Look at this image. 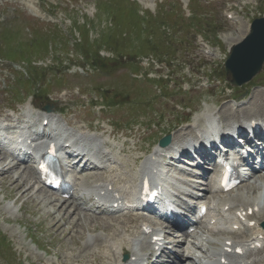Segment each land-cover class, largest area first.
Instances as JSON below:
<instances>
[{
	"label": "rangeland",
	"instance_id": "1",
	"mask_svg": "<svg viewBox=\"0 0 264 264\" xmlns=\"http://www.w3.org/2000/svg\"><path fill=\"white\" fill-rule=\"evenodd\" d=\"M54 1L55 0H33V3L36 6L46 8L45 3L50 4L54 3ZM60 1L61 6L67 3V0ZM137 1L140 3V6L137 8L139 11L153 16L155 15L156 18L153 22L155 23L154 25L158 35L167 36L168 34H172L175 38V42L182 43V46L172 45L171 50L173 54L168 59V61L171 62L170 69H162V65H158L156 62L151 64L150 62H142L140 60L141 55H149L151 53L149 50H146V43H141L142 37L139 36L143 35H137L129 30L131 24L128 17H132L129 8L131 6L128 7V5L121 1L115 3L110 2L111 4L108 2H101L102 4H100L96 1L95 6L94 0H76L72 2L75 10L73 15L70 14V16H73L74 21L78 22L79 25L83 24L87 26V29H83L87 31L90 41H95L99 36L106 38L108 35H111L113 40L116 39L117 45L115 48L108 45L109 49L106 50L109 52L104 54H106L107 57H114L117 61L121 62V64L125 62H130V64L126 63L119 69L115 67L114 70L111 71L112 74L106 77L88 72L89 77L79 79L77 75H74L75 70L73 69L64 73L65 75L61 80H56L52 79L48 73H45L40 85L42 87V82L48 84L49 80L51 85L47 89L50 94L48 97H45V95L41 97L43 100L41 106H44V102H47L46 104L53 106L56 110L68 107L66 109L68 110L67 113L70 114L66 115L68 118L71 119V113H74L78 118H82V115L87 111L84 110L85 107L83 106V96L81 93L85 94L87 99H98L95 88H92L95 86H99L103 91L108 90V95L112 92L119 93L114 100L118 99L128 103L122 108L123 112L126 109L131 110V108L128 107V105L131 104V99H133L132 101L134 102L143 101L145 104L146 100L154 98L156 103L147 106L150 108L144 112H139L140 114H138V112L134 114L128 113L127 115L125 114L127 112L121 113L125 116L124 118L120 116L121 114L118 115L117 112H114L116 108L112 110L114 114L108 109L102 110L104 111L103 116L113 115L115 119L119 118L117 121L120 122H132L133 118L136 117L138 122L148 123L150 121H155L159 123L158 129L151 127L150 131L146 132L144 140L148 142H152V140L155 141V138L159 137L160 131L166 133V131L169 130L172 134H175L177 123L186 117L184 110L180 112L173 110V103H178L182 106H190L192 108L191 110L199 114L204 113L205 110L208 111V108H211L210 110L215 109L218 112L220 109L222 111L225 110L228 103L218 102V98L214 95L210 96V99H208L209 101H207L209 104L206 106L205 102H202L203 100L200 99L202 93L200 91H195V87L192 88V86H195L201 81V75L204 73L207 75L211 68L214 69L217 67L216 64L218 63H213V59H224V55H226L230 43L235 44L247 35L249 23L253 18L264 16V0H237L230 5H226L225 0H179L189 4L191 11L193 8L198 10L197 12L193 11V14L195 17L197 15V21L200 20L198 25L200 26V30H204L205 32V34H203L204 38L212 44L210 50L212 55L214 54V58L213 56L208 57L203 55L202 49L197 47L193 38L194 30L190 29L192 27H189V21H182V23L178 24L180 26H176L173 30L171 29L173 24L169 23L171 21L176 23L173 17L177 22H180L179 20L181 19L179 18L180 13L176 9L178 7L177 5H175L176 7L174 8L176 10H174L169 0ZM13 9L20 10L21 7L14 4L12 1L5 3L3 1L0 5V10H6L9 15H12ZM114 10H117L116 13ZM113 12L115 17L119 16L121 22H124L126 30L115 26L112 22H106L105 19L110 17ZM223 12H230L234 16V19L232 21H227L224 19ZM176 14H178L179 17H177ZM20 17L21 18L16 21H10L7 24H9L11 32L17 33L21 41L26 38L24 27H34L35 21L26 14H21ZM157 18L162 19L163 23H165L167 27H170L171 31L169 32V29L165 27L164 33H161L162 31L159 27L160 21H158ZM88 21L90 22L89 24H87ZM62 27L64 28V26ZM45 30L42 31L44 32ZM55 30L57 29H47V31L52 33ZM60 31L67 35V39L71 38L70 41H73V39L77 37V35L71 36L69 30H66V28ZM60 31L58 32L60 33ZM200 33L203 32L201 31ZM62 37L66 38L64 35H62ZM216 40H218V44H216ZM162 43L166 44V41L163 40ZM116 48L117 51L111 54L110 50ZM149 49L151 50L152 47H149ZM115 53H121L126 57H117ZM124 58L127 60L124 61ZM48 63L49 61H47V64ZM45 65V63H37V66H41L42 68H44ZM126 67H134L135 71L139 70L137 67H140L144 72L147 74L149 73V76L142 80L140 78H135L133 80L128 79L125 75ZM202 70L204 72H202ZM158 78H161V80L165 82L163 91L168 94L169 99L167 101L160 100L156 96L153 87H151V84L154 82L153 79L157 81ZM262 82H264V65L262 71L250 82L251 86L248 88L250 95L247 97L249 102L245 105V108L248 107L254 95L259 99L260 105L264 106V94H262L264 93V87H261L259 84ZM172 83H174V85ZM182 83H184L182 88H191L190 91L188 90L184 99H182L181 93L177 91V89H181L179 86ZM138 85L140 86V90L138 89ZM74 88H77L79 93H76ZM225 88L226 90L224 89L223 91L225 94H228L230 90L227 86H225ZM138 90L140 99L135 100L138 97V94H136ZM243 91L244 90L240 92ZM213 92H211V94ZM7 102H9V100L5 99L0 93L1 108L5 106ZM34 103L37 106L36 101H34ZM97 103L100 105L99 102ZM212 103H217V107L213 106ZM135 107H137V105H135L134 108ZM85 117L88 118V116ZM198 118H200V115L195 118L193 117V121H196ZM19 172L21 173L22 169H20ZM7 174L2 175L0 180L3 183L0 187V264H91L89 262V251L87 248L84 249V244L87 237L90 236L88 234L89 232H93L90 234L96 237H101L99 235L103 234L102 231L107 230L103 229L106 227V225L103 224L105 222L98 219L95 221L85 219L86 221L84 220V222H78L80 218L76 216V212L74 213L71 205V207H65L66 212L61 211L59 208L61 212L52 214L53 209L46 207L44 203H42L43 201H37L38 197L48 196L45 191L34 190L35 197L33 195V198H31L32 193L28 190V186L18 191L14 187L15 183H17L15 180L17 174L13 172L9 175ZM17 178L18 177H16V179ZM186 179H192L193 181L197 180L193 178L192 174H186ZM201 182H203V180ZM22 183L23 181L19 182V188H22ZM250 185L249 187L246 186L245 189L242 188L240 194L246 196V193L252 192V188H261L264 192V181L251 182ZM34 186L36 185H33V187ZM49 201H51V199L46 198L45 204ZM55 205L58 207V204ZM10 206L14 209L12 212L6 210L7 208H11ZM86 217L88 218V216ZM136 222L137 221H133L131 223L132 228H134ZM71 223L73 225L72 227H74L73 229H70ZM81 224H83V227ZM113 228L110 229L115 232ZM110 229L107 231H111ZM96 237L91 238L94 239ZM91 250L93 252L96 251L95 247H92Z\"/></svg>",
	"mask_w": 264,
	"mask_h": 264
},
{
	"label": "bare ground",
	"instance_id": "2",
	"mask_svg": "<svg viewBox=\"0 0 264 264\" xmlns=\"http://www.w3.org/2000/svg\"><path fill=\"white\" fill-rule=\"evenodd\" d=\"M240 41V40H239ZM238 41V42H239ZM237 43V42H236ZM231 45L232 44H234V43H230ZM254 110L257 112V110H256V108H254ZM255 112V113H256ZM237 113V112H236ZM257 114H259V113H257ZM238 118H239V115L237 116ZM229 118H234V116H225V119H223L224 121H227ZM236 124V123H235ZM3 160V161H2ZM7 159H6V157H1V154H0V162H3L4 164H5V166L4 167H2L1 168V172L0 173H3V175H5V174H7V173H10V171L11 172H13L12 170H14V168H16V167H11L10 165H6V163H5V161H6ZM159 160V158H158V156H157V154H154L152 157H151V161L152 162H154V161H158ZM84 170L85 171H87V170H89V167H86V168H84ZM112 175L114 174V171H111L110 172ZM23 174H25V172H23ZM130 174V173H129ZM144 177H148V178H150L151 179V181L152 182H154V177H152L151 176V173H145L144 175H143ZM24 177H27V176H22V175H18V178L17 179H15L16 180V182L18 183H15V188L17 189V191L20 189V190H22L24 187H27L28 186V184L26 183V180L24 179ZM2 178V177H1ZM1 178H0V180H1ZM134 178V177H133ZM14 179V178H13ZM24 179V180H23ZM34 179V178H33ZM127 180V177L126 176H123V175H121V174H119V177H118V179H117V181L118 182H120V183H122V182H125ZM21 181H23V183H22V188H19V182H21ZM127 182H130V180H128ZM33 185H37V182H35V180H34V183H33ZM33 185H32V187H33ZM107 187H108V183H106L103 187H102V189H101V191H104L105 192V195H104V197H110V195L107 193ZM125 188L126 189H129L130 187H126L125 186ZM26 193H28V192H26ZM129 196L128 195H122V199H127ZM115 198V200H116V197H114ZM63 205V204H62ZM62 205H60V207L59 208H61L62 207ZM46 206H51V207H55L56 205H54V202H51V201H49V202H47V204H46ZM240 206H243V207H246V210H248V208H249V206H248V203L247 202H241V205ZM57 207V206H56ZM59 208L54 212V214L56 213V212H61V211H59ZM4 210H5V208H4ZM7 211H9V212H12L13 211V209H11V208H7L6 209ZM5 210V211H6ZM64 210V209H63ZM57 214V213H56ZM216 215H218V212H216ZM128 218H125L124 219V223H122L121 225L122 226H120L119 228H118V231H123V232H125V233H127L128 234V236L129 237H131L132 236V234H133V230H129V225H130V216H127ZM263 218H264V216H263ZM80 219H89L90 220V217H86V216H84L83 218H80ZM93 219H95V218H93ZM49 220V219H48ZM85 220V221H86ZM146 220H149L150 221V217L148 216V215H144L143 217H142V220L141 221H146ZM91 221V220H90ZM68 222V221H67ZM82 222H84V221H82ZM105 223H103L104 225H106V227L105 228H103V229H110V228H112V226L111 225H108L107 224V222L106 221H104ZM108 225V226H107ZM73 225H72V223L70 224V229H73L74 227H72ZM82 227H83V224H82ZM228 227V228H227ZM169 226H165L164 227V229H166V232H165V234H167L168 232H169ZM225 228H227V230H228V232H231L232 231V227H231V224L230 223H226V226H225ZM106 230V231H107ZM111 230V229H110ZM106 231H102V232H106ZM115 232L117 231V230H114ZM108 232H111L113 235H114V233L115 232H113L112 230L111 231H107L106 232V234L108 233ZM89 233H93V232H89ZM259 234H261V232L258 230V228H257V226H255L254 228H253V236H257V235H259ZM152 236L153 235H150L149 237H146L147 239H148V241H147V243L148 244H150V241L152 240ZM155 236H159L158 234H156ZM99 239H101V237H96V238H94V239H92L91 237H89L88 238V240H87V244H86V247H89L90 245H91V242H94V241H97V240H99ZM168 239V238H167ZM250 239L251 238H248L245 242H240V243H235V242H233V247L234 246H238L239 248H240V250L241 251H243V253H244V255H239V256H235V255H233V254H231V255H226L225 253H224V250L226 249H230L231 247H228V246H226L225 245V242L226 241H231V240H229V239H224V240H215V245H211V246H209V248H208V251H209V254L210 255H212L214 258H216V261H218V259H222V258H225V257H229V260H228V263L229 264H232V263H235V264H248V261L250 260V259H252V253H253V250H250V246L252 245V243H255L256 242V240H253V241H250ZM116 246H117V248H119L118 247V244L117 243H114ZM237 244V245H236ZM151 245V244H150ZM120 246L121 247H123L122 246V244H120ZM112 247H114V245H112ZM120 247V248H121ZM255 251V250H254ZM187 256H188V253H187ZM187 256H182V258L181 259H186V257ZM133 262L132 261H129L127 264H132ZM263 263V262H262ZM195 264V263H194ZM200 264H215L214 262H212V261H209V262H204V261H200ZM254 264V263H253ZM256 264H260V262H258V263H256Z\"/></svg>",
	"mask_w": 264,
	"mask_h": 264
},
{
	"label": "water",
	"instance_id": "3",
	"mask_svg": "<svg viewBox=\"0 0 264 264\" xmlns=\"http://www.w3.org/2000/svg\"><path fill=\"white\" fill-rule=\"evenodd\" d=\"M264 62V18L253 21L250 34L231 49L226 73L232 84L243 85L260 72Z\"/></svg>",
	"mask_w": 264,
	"mask_h": 264
}]
</instances>
